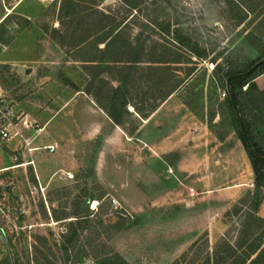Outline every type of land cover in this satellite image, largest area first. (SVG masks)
<instances>
[{
  "label": "rangeland",
  "instance_id": "rangeland-1",
  "mask_svg": "<svg viewBox=\"0 0 264 264\" xmlns=\"http://www.w3.org/2000/svg\"><path fill=\"white\" fill-rule=\"evenodd\" d=\"M0 96L15 123L70 103L86 126L99 101L150 143L126 188L135 161L102 136L80 146L74 183L44 149L8 157L0 140V169L46 168L0 174V264H237L263 247L264 170L242 137L264 154V0H0Z\"/></svg>",
  "mask_w": 264,
  "mask_h": 264
},
{
  "label": "crops",
  "instance_id": "crops-1",
  "mask_svg": "<svg viewBox=\"0 0 264 264\" xmlns=\"http://www.w3.org/2000/svg\"><path fill=\"white\" fill-rule=\"evenodd\" d=\"M90 102L95 107L97 106L92 100ZM88 107L89 110L94 111L92 110V106ZM98 110L99 116L97 117V119L89 121L86 126H83L81 124L79 114L77 113L75 106L70 103L59 106L55 110V114L51 115L48 118L45 117L42 123L36 121L35 117L28 115L26 117H29L30 121L37 122L40 126H44L45 130L40 134H36L32 130L26 129L21 124V122L17 123L16 130L19 132V136L7 141V152L5 153L9 157V154L13 152L20 143L26 144L29 153H32L39 149H44V147L47 146H52L55 149L54 153L50 154L48 151H46L45 149L44 150L46 154L56 156L58 158V163L60 164L62 168L61 171L63 173V175H61V181L63 183H74L72 182L74 179V176L72 177V175H74L75 169L79 168L78 161L80 160V146L84 143L91 142L94 139L102 136V142L105 146L111 147V145L113 146L119 144L123 146V150L128 151L131 161L133 159L135 162H133V164L127 163L130 165L126 164L127 169L125 168V176L127 177V181H125V187L139 188L138 183L143 172V145L147 144V146H149L150 143L145 142L143 136L133 134L128 135L126 131L122 129V126L115 124L109 118V116L105 113L104 110H102L100 107H98ZM141 120V122H144L143 119ZM142 126L143 125H141L139 129H135V134L141 133ZM105 129H107V131L103 134L102 132ZM154 143L159 144L158 141H155ZM167 144L171 145L170 139H168ZM174 144L178 143L174 142ZM66 148L69 149L67 150ZM24 156H29V154L24 153ZM99 159L100 158H97V161ZM125 159L127 158L125 157ZM25 160L28 159L25 158ZM33 164L35 165L36 173L46 171V168L36 164V162L34 161V163L25 162L18 166H7L5 168L0 169V174L3 172L11 171L16 168L29 167ZM65 174H67V176H65ZM231 177H233V173L231 174ZM186 188L202 187L199 184L198 186L193 187L186 186ZM177 254L175 255V257L178 256Z\"/></svg>",
  "mask_w": 264,
  "mask_h": 264
},
{
  "label": "trees",
  "instance_id": "trees-1",
  "mask_svg": "<svg viewBox=\"0 0 264 264\" xmlns=\"http://www.w3.org/2000/svg\"><path fill=\"white\" fill-rule=\"evenodd\" d=\"M130 58H127L125 61L122 60V61H119L120 63H125L126 65L129 64V63H133L131 60H129ZM136 63H139V61H136ZM146 63H158V62H155L154 60L152 61H146ZM124 69H127V68H124ZM154 68H152L151 66H147V68L144 69L145 72L147 71H150L153 70ZM143 70V69H142ZM243 75H237V76H231L229 78L230 81H234V80H241L243 79ZM160 80H153L152 78H149L148 80H146V84L148 85V87H150L149 89L151 90V93L153 94L154 91L160 89V88H163L162 86V82ZM161 84V85H160ZM178 87L177 86H174L172 87V89L169 91V92H166L163 94L160 93L159 96H158V104H155L153 107H152V110H151V113H148L146 114L144 117L142 116L143 120L144 119H147L153 112H155L159 106L177 89ZM153 89V90H152ZM250 90V84L248 86V88L246 89V91H249ZM153 91V92H152ZM229 95H230V106L235 110V111H238L237 110V106H238V99L236 97V95L234 94L233 90L230 88L229 89ZM261 95V93H260ZM95 103L102 109L105 111V113L109 116V118L117 125L119 126H122L121 122L119 121V119H117L110 111V109H108L106 106H104L101 102L99 101H95ZM133 110H137L139 111V109L135 106V105H130ZM114 107V105L112 104V108ZM240 123L242 124L243 126V123H242V118H241V121ZM244 131V130H243ZM245 134H243V137H242V142L245 146V148L247 149V151L249 152V154L251 155L252 157V167H253V171H254V174H255V177L256 179H258V175L259 173L264 170V154L263 152L256 146V144H254L252 138H250V136L248 135V133H246V131L244 132ZM255 179V180H256ZM79 221V220H78ZM260 223L263 222V220H260L259 221ZM250 228V227H249ZM247 235L248 234H245L242 242L240 244H236L237 247H242L243 245H245L246 243V240H247ZM263 239H264V236H263ZM230 247L228 246L229 248V251L230 253H234V250H235V247ZM248 252L247 254L244 256V259H240L238 261L237 264H263L264 263V245L263 247H261L260 249H254V248H251L249 247L248 248ZM185 257V254L183 253L179 259H176L172 264H179L180 260H182L183 258ZM253 257V258H252ZM68 258V257H67ZM112 260L114 261L115 264H128L124 259H122L121 257L117 256L116 254H114L112 256ZM247 262V263H246Z\"/></svg>",
  "mask_w": 264,
  "mask_h": 264
},
{
  "label": "built area",
  "instance_id": "built-area-1",
  "mask_svg": "<svg viewBox=\"0 0 264 264\" xmlns=\"http://www.w3.org/2000/svg\"><path fill=\"white\" fill-rule=\"evenodd\" d=\"M55 1V0H54ZM4 101L1 100L0 96V140L9 141L10 139L19 136V132L16 130L17 123L13 122L14 117L11 114V110L8 105L3 104ZM20 117H17L19 120ZM19 123V122H18ZM21 124L26 128L34 131L36 134H40L45 130L44 126H40L36 122H31L28 120H22ZM46 151L50 154L54 153V147L47 146L44 147ZM3 195L0 193V211L2 207Z\"/></svg>",
  "mask_w": 264,
  "mask_h": 264
},
{
  "label": "water",
  "instance_id": "water-1",
  "mask_svg": "<svg viewBox=\"0 0 264 264\" xmlns=\"http://www.w3.org/2000/svg\"><path fill=\"white\" fill-rule=\"evenodd\" d=\"M30 73V70H26V74H29ZM240 127L242 128V124L240 123Z\"/></svg>",
  "mask_w": 264,
  "mask_h": 264
}]
</instances>
